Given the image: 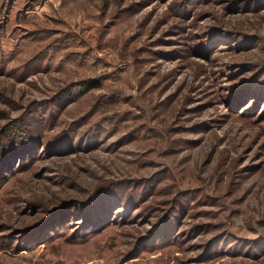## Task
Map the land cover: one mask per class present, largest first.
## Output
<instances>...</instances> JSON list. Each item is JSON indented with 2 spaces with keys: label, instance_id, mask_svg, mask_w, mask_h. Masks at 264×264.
Wrapping results in <instances>:
<instances>
[{
  "label": "rangeland",
  "instance_id": "1",
  "mask_svg": "<svg viewBox=\"0 0 264 264\" xmlns=\"http://www.w3.org/2000/svg\"><path fill=\"white\" fill-rule=\"evenodd\" d=\"M0 264H264V0H0Z\"/></svg>",
  "mask_w": 264,
  "mask_h": 264
}]
</instances>
